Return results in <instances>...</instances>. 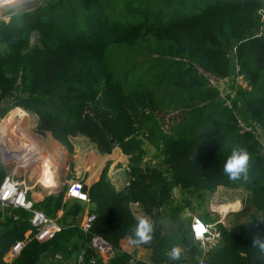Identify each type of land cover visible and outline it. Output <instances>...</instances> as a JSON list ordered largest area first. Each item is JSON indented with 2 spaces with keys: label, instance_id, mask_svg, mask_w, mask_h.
I'll return each instance as SVG.
<instances>
[{
  "label": "trees",
  "instance_id": "trees-1",
  "mask_svg": "<svg viewBox=\"0 0 264 264\" xmlns=\"http://www.w3.org/2000/svg\"><path fill=\"white\" fill-rule=\"evenodd\" d=\"M34 1L36 7L0 19L3 115L19 107L37 114L38 130L52 132L70 153V137L81 134L102 154L119 144L130 156L131 178L122 190L109 179V165L90 187L96 219L85 240L98 234L118 249L123 237L135 239L133 202L155 222L164 206V216L178 220L194 196L200 201L220 185L243 186L250 198L238 215L248 221L221 227L208 264H264V252L252 244L264 237V157L257 137L237 125L239 113L264 132V0H31L27 6ZM232 51L250 85L238 88L236 110L198 70L233 75ZM149 146L156 153L148 159ZM235 148L246 149L250 160L247 178L233 182L223 169ZM20 216L0 238V264H43L65 247L77 255L71 239L81 230L68 225L49 241L32 238L6 261L31 227L32 212L20 207ZM156 224L154 260L165 264L175 242ZM180 230L190 243L187 228ZM84 253L94 255L90 248Z\"/></svg>",
  "mask_w": 264,
  "mask_h": 264
},
{
  "label": "crops",
  "instance_id": "crops-1",
  "mask_svg": "<svg viewBox=\"0 0 264 264\" xmlns=\"http://www.w3.org/2000/svg\"><path fill=\"white\" fill-rule=\"evenodd\" d=\"M27 114L28 115L24 117V119H20V130H25L27 137L20 131V142L18 141V137H16L18 134H16V136H13V139H5V142L0 143V146L4 147L0 148V171L2 170L4 172V177L2 180L0 179V184L3 182L6 175L12 174L18 182L28 187V198L32 201L35 209L41 210L48 216L56 219L63 227L76 225L80 228L83 219L88 213L92 212L95 206L91 201L84 202L78 199H69L66 196L69 186L74 181H81L84 183V186L88 187L89 193L92 184L100 179L103 169L109 165V179L118 191L122 190L125 185H128L131 178L129 170L130 156L125 155L120 147H116L111 153L102 154L87 136L81 134L71 136L73 150L70 153L66 146L53 136L52 132L38 130L37 125L39 117L37 115ZM30 116H33V118H30ZM26 119H31L33 123L24 125V120L26 121ZM22 138H24V140L27 139L28 142H37L41 146L42 155H39L38 158H34V152L32 151H35L34 148L37 147V145H28L30 143L24 144L21 140ZM41 138L46 141L40 143V140H42ZM6 140H8V142H6ZM45 157H48L56 166L55 179L50 184L42 182V178L44 177L43 167L47 159ZM115 165L117 168L113 170L112 167ZM174 192L175 194L179 193V196L182 194L179 188H175ZM207 193L208 194L203 196L202 200L198 202L196 212L188 218L186 228L190 233V224L195 215L201 217L207 223H216L217 228L221 232V237L211 249L212 251L222 239L221 227L231 229L236 224L247 223L248 217H240L238 213H240L247 204L246 199L248 190L243 186L239 188H230L220 185L215 191ZM234 201L240 202V207L236 210H230L228 213L224 214L220 209H217L219 205ZM201 202L206 203L208 211L201 209ZM76 206L79 207L78 210L72 213ZM131 210L138 220L140 218H146L152 225V228L154 223H157L156 225L159 227L162 225L168 226L167 228L164 227L161 229L162 234L171 237L175 242L174 246L181 249V259H170L171 252H169V262L165 264H200L204 254L202 245L197 241H190L189 239L190 243H188V241L184 239L183 233L180 232V228H176L178 224L177 220L171 219L169 222L166 215L165 218L161 217L160 221L155 222V219L145 212L143 206L139 202L131 203ZM213 214H217L216 219L212 218L214 216ZM20 218V207L2 205L0 203V227L5 230L2 236L7 232L9 225L14 221H20ZM31 229L32 226L25 232L23 239L30 234ZM80 230L81 236H73L71 239L72 242L76 244L75 251L78 252L77 255L80 252H85L88 248L91 249L89 245L90 241L85 240L87 233L83 231L85 234H82V229L80 228ZM132 239L134 238L131 235H127L120 240L118 249L113 248L112 253L97 254L99 263L160 264L158 261L154 260L152 239L147 243L138 245L132 244L130 242ZM66 245L68 246V243ZM67 251L66 247L53 251L54 254L44 258L43 264H75L77 258L76 253ZM17 255L18 254H13L11 248L4 259L11 262ZM112 260L115 261L112 263Z\"/></svg>",
  "mask_w": 264,
  "mask_h": 264
},
{
  "label": "built area",
  "instance_id": "built-area-1",
  "mask_svg": "<svg viewBox=\"0 0 264 264\" xmlns=\"http://www.w3.org/2000/svg\"><path fill=\"white\" fill-rule=\"evenodd\" d=\"M236 56V52L234 51ZM203 74L211 86L217 88L220 91V96L224 104L232 110L235 109L234 100L237 96L238 90H230L232 88H226V83L230 79H236L238 84L244 89L250 88L249 82H242L243 75L241 68L238 64L237 56L235 57V70L233 75L228 77H220L212 74L202 68L198 69ZM242 114L238 113L237 125L241 133H252L259 141L260 153L264 157V132L262 129L254 123V120L243 119ZM116 147H120L119 144ZM84 183L81 181H74L67 189L66 196L69 199H78L84 202H89L90 197L88 190H84ZM0 203L2 205H13L22 207L32 212L30 234L23 240L16 242L12 247L13 254H19L23 247L32 238H37L40 241H46L55 238L63 229V226L58 221L45 212L35 209L33 203L28 198V187L24 186L21 182H18L12 174L6 175L3 182L0 184ZM96 219L95 213H88L80 224V228L85 233L91 230L92 224ZM203 227L205 232L201 234L202 238L197 239L195 235V228ZM190 232L192 233L193 240L199 242L203 247V258L200 264H208V254L214 245L221 237V232L217 228L216 223H207L199 216H193L190 224ZM32 235V236H31ZM91 249L94 251L89 259L86 258L84 252H80L77 255L75 264H100L97 254H110L113 251L111 243L103 236L94 234L89 242Z\"/></svg>",
  "mask_w": 264,
  "mask_h": 264
},
{
  "label": "rangeland",
  "instance_id": "rangeland-1",
  "mask_svg": "<svg viewBox=\"0 0 264 264\" xmlns=\"http://www.w3.org/2000/svg\"><path fill=\"white\" fill-rule=\"evenodd\" d=\"M29 1H31V0H17L16 2H9V0H0V7H2L3 5H5V4H7L8 2L9 3H12V4H8V5H6V6H4L3 8H1L0 9V19H4V20H6V21H8L9 19H10V15H11V12L12 11H14V10H16V9H19V8H21L22 6H26L27 7V9H31V8H34V7H36L37 6V4L39 3V1H34L29 7L27 6V5H29V3H27V2H29ZM261 12L264 14V12H263V10H261ZM264 19V18H263ZM36 36H39V33H35V35H33V37H32V40H34L35 39V37ZM231 57H232V59H233V61H234V65H235V54H234V52L232 51V53H231ZM239 67H241L240 65H239ZM234 71H236L235 70V66H234ZM242 75H243V79H242V82L243 83H246V81L247 82H249L248 81V79L245 77V75L242 73ZM239 86H241V85H239L238 84V82H237V80L236 79H230L229 80V82H227L226 83V88H227V90H229L228 88H232V89H230V90H238V88H239ZM25 109H23V108H21V107H19V108H13V109H11L8 113H6L5 115H2L1 117H0V126H1V124L2 123H8V122H10V121H17V122H19L20 123V119H24V117H26L28 114L27 113H29L30 115H37V114H35V113H33V112H31V111H27V110H25ZM38 116V115H37ZM39 117V116H38ZM242 117H244L245 119H247V120H250L249 118H247L245 115H242ZM30 118H33V116H30ZM243 118V119H244ZM22 122H23V120H22ZM24 122H25V124L24 125H27V124H30V123H33V121L30 119V120H27L26 119V121L24 120ZM20 131H22V133H23V135L25 136V137H27L26 136V132H25V130H20ZM79 135V134H78ZM73 136H77V134H75V135H73ZM42 139V138H41ZM0 140H1V138H0ZM70 140H71V137H70ZM44 141H46L45 139H42V140H40V143H42V142H44ZM34 142V141H33ZM36 145H38L39 147H41L37 142H34ZM72 143V142H71ZM72 147H73V145H72ZM68 149V148H67ZM148 150L150 151V153H149V156H148V159L150 158V156L152 157V156H154L155 155V153H156V151H155V149L153 148V147H148ZM125 155H127V154H125ZM129 156V155H128ZM124 157H126V156H124ZM45 158H47V157H45ZM157 159V158H156ZM129 161H130V159H129ZM54 164V163H53ZM130 167H131V162H129V170H130ZM113 168V170H115L117 167H116V165L115 166H113L112 167ZM112 168H110V169H112ZM178 195V199H179V201H180V199L182 198V194H180V196H179V193H176V196ZM180 197V198H179ZM249 198H250V192L248 191V196H247V199L249 200ZM246 199V201H248ZM180 202H182V201H180ZM198 202H199V199H198V197L197 196H194L193 197V199H192V201H191V203H190V205H188V204H186V207L184 208V210H182L183 212L180 214V216H179V218H178V224H177V226H176V228H181V227H184V229H186V225H187V220H188V218L190 217V216H192V214H194L195 212H196V206H198ZM235 203H238V204H240L239 202H237V201H234ZM228 207L227 208H232V210H235V208L237 207V205H236V207L234 206V203L233 202H231V203H228V205H227ZM240 207V206H239ZM201 209L202 210H204V211H208V208H207V205H206V203H204V202H201ZM162 212H163V218H165V216H164V214L167 212V209H166V207H163V209H162ZM222 213H223V211H222ZM214 216L212 217L213 219H216L217 218V214H213ZM197 216V215H196ZM162 218V219H163ZM167 220L170 222V220L172 219V218H170V216L169 215H167ZM173 220H175V219H173ZM162 227V229L164 228V227H168V226H165V225H162L161 226Z\"/></svg>",
  "mask_w": 264,
  "mask_h": 264
},
{
  "label": "clouds",
  "instance_id": "clouds-1",
  "mask_svg": "<svg viewBox=\"0 0 264 264\" xmlns=\"http://www.w3.org/2000/svg\"><path fill=\"white\" fill-rule=\"evenodd\" d=\"M250 154L244 148H235L232 150L231 155L227 158V161L224 165V174L228 177L230 181L240 180L241 177L247 178V171L249 167ZM153 231L152 225L146 218H140L136 227H135V239H132L130 242L134 245L141 243H147L152 239L151 233ZM205 232L203 227L195 228V235L197 239H201V234ZM252 244L254 247H258L261 252H264V237L255 236L253 237ZM172 260L181 259V249L177 246H174L171 249Z\"/></svg>",
  "mask_w": 264,
  "mask_h": 264
},
{
  "label": "bare ground",
  "instance_id": "bare-ground-1",
  "mask_svg": "<svg viewBox=\"0 0 264 264\" xmlns=\"http://www.w3.org/2000/svg\"><path fill=\"white\" fill-rule=\"evenodd\" d=\"M17 0H9V2H16ZM7 3L5 5H3L1 8H3L4 6L8 5V4H12V3ZM22 128V127H21ZM16 134H18L16 136ZM30 134V133H29ZM13 136H16L18 137V141L20 142V123L17 122V121H10L8 123H2L1 126H0V137H1V142L0 143H3L5 142V139H13ZM22 142L25 143H30L28 145H31V146H35L36 144L32 141H29L26 139L24 140V138L21 139ZM26 141V142H25ZM6 142H8V140H6ZM0 148H4L3 146H0ZM35 151L33 150L32 152H34V158H38L39 155L41 156L42 155V150L40 149V147L37 145V147L34 148ZM37 149V150H36ZM38 155V156H37ZM30 159V158H29ZM53 159V158H52ZM44 172H43V175L44 177L42 178V182L45 183V184H50L54 181L55 179V168L56 166L53 164V162L47 157L46 161H45V165H44ZM239 202V201H237ZM234 203V206L237 207L235 208L238 209L240 204L238 203ZM240 203V202H239ZM228 204H222L221 207H217V209H220L222 208L221 211H223L224 214L228 213L230 210H232L231 208H227Z\"/></svg>",
  "mask_w": 264,
  "mask_h": 264
},
{
  "label": "water",
  "instance_id": "water-1",
  "mask_svg": "<svg viewBox=\"0 0 264 264\" xmlns=\"http://www.w3.org/2000/svg\"><path fill=\"white\" fill-rule=\"evenodd\" d=\"M3 111H4V107L3 106H0V117L3 115ZM84 190H88V187L87 186H85L84 187ZM78 206H76L75 207V209L72 211V213H75L77 210H78ZM5 232V230H4V228H2V227H0V237L2 236V234ZM82 234H85L83 231H82ZM187 237H188V239L190 240V241H193V236H192V233L190 232V233H188V235H187Z\"/></svg>",
  "mask_w": 264,
  "mask_h": 264
}]
</instances>
